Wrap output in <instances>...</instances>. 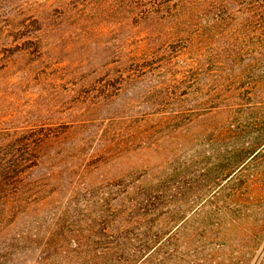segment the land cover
<instances>
[{"label":"trees","instance_id":"obj_1","mask_svg":"<svg viewBox=\"0 0 264 264\" xmlns=\"http://www.w3.org/2000/svg\"><path fill=\"white\" fill-rule=\"evenodd\" d=\"M170 1L131 3L137 18H148L166 11ZM258 49L248 46L242 62L231 48L229 62H214L207 74L194 61L174 66L179 52L170 46L141 53L125 76L151 80L147 87L162 98L159 126L177 137L171 155L97 181L81 175L61 195L46 194L44 174L33 177L48 144L62 136L58 126L0 130V234L28 245L36 237L37 253L28 264H146L162 246L176 254L181 236L189 240L181 244L180 264H212L225 242L226 216L229 228L257 231L262 242L264 42ZM247 109L249 128L243 124ZM198 138L211 143L209 156L192 150ZM227 138L241 139L243 146L226 150ZM55 193L56 205L45 208Z\"/></svg>","mask_w":264,"mask_h":264},{"label":"rangeland","instance_id":"obj_2","mask_svg":"<svg viewBox=\"0 0 264 264\" xmlns=\"http://www.w3.org/2000/svg\"><path fill=\"white\" fill-rule=\"evenodd\" d=\"M134 13L131 0H0L1 133L42 125L62 131L33 170V177L44 174L46 194H63L84 174L97 181L171 155L177 137L159 126L162 98L147 87L151 80L125 76L141 53L170 46L179 52L174 66L194 61L207 74L214 62H229L231 48L244 62L248 46L261 51L264 42V0H171L148 18ZM251 116L244 111L247 128ZM192 146L202 158L212 145L198 138ZM232 146L243 142L227 138L226 150ZM227 219L224 245L215 250L220 259L212 264H259L260 234L231 229ZM2 234L0 264H28L36 256V237L28 245ZM181 237L176 254L162 246L146 264H180L181 244L189 240Z\"/></svg>","mask_w":264,"mask_h":264}]
</instances>
